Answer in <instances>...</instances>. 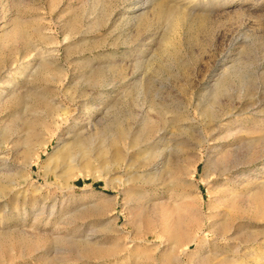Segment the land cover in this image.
<instances>
[{
  "label": "rangeland",
  "instance_id": "1",
  "mask_svg": "<svg viewBox=\"0 0 264 264\" xmlns=\"http://www.w3.org/2000/svg\"><path fill=\"white\" fill-rule=\"evenodd\" d=\"M0 264H264V0H0Z\"/></svg>",
  "mask_w": 264,
  "mask_h": 264
},
{
  "label": "bare ground",
  "instance_id": "2",
  "mask_svg": "<svg viewBox=\"0 0 264 264\" xmlns=\"http://www.w3.org/2000/svg\"><path fill=\"white\" fill-rule=\"evenodd\" d=\"M225 83V82H224ZM222 88L221 86H219V88L216 91L215 96H218L220 94V92H222ZM225 91V90H224ZM223 93V92H222ZM231 102H229L230 104ZM161 112V111H160ZM229 114V113H228ZM226 114V115H228ZM224 116V114H218L216 112V110H212L210 112V118L212 122H216V121H221L222 117ZM230 117V116H229ZM142 124V123H141ZM159 125V124H158ZM117 127V126H116ZM110 128V127H109ZM160 128V127H159ZM223 129V128H222ZM119 130V129H118ZM139 131V130H138ZM142 131L144 132L145 136L147 137L146 140H148L147 144H154V143H160L161 140H163L164 134L162 132H157L156 131V123L155 122H151L149 124H144ZM160 131V130H159ZM200 136H201V142L200 143H205L208 140V133H206L204 130L200 131ZM70 136V135H68ZM77 136V135H76ZM74 138L73 141L70 142H64L60 141L59 144H63L62 148H60L59 150L53 153V155L51 157L54 156H58V163L56 165V167L51 170L52 174L57 178H66L70 175H75L77 173L78 170L81 171H92L94 168V163L93 161H99V163H109L111 162V160L113 158H117L122 154V149H121V144L122 143H126L129 139V132H127L125 129H123L121 132H116V131H109V129H106L105 131H101L99 132V139L98 141L91 143L90 140H83L82 137L80 139L79 136H77ZM179 139V138H177ZM183 139V138H182ZM52 139H50L51 141ZM36 141V140H34ZM49 141V140H48ZM46 141V142H48ZM45 142V143H46ZM163 142V141H162ZM161 142V143H162ZM165 142V141H164ZM44 143V142H43ZM129 143V142H128ZM173 143V142H172ZM178 143V142H177ZM164 144V143H162ZM42 145V144H40ZM47 145V144H46ZM177 145V144H175ZM153 146V145H152ZM151 146V147H152ZM163 146V145H162ZM210 147V146H209ZM173 148V147H172ZM193 148V146H192ZM201 148V147H200ZM33 142L31 140H29L27 142V147H26V153H25V158L27 160H29L31 158V153L33 152ZM152 149V148H151ZM159 149V148H158ZM171 149V148H170ZM130 147L126 146V151L127 154L129 153ZM153 150V149H152ZM131 151V150H130ZM133 151V150H132ZM160 151V150H159ZM143 152V151H142ZM147 152V151H146ZM176 152V151H175ZM236 151H231L230 154L232 156V161H233V165L231 167H236L238 165V153ZM137 153V152H136ZM141 153V150H140ZM174 153V152H173ZM134 154V153H133ZM140 155V154H139ZM174 155V154H173ZM130 156V155H129ZM225 156V155H224ZM223 156V157H224ZM229 156V155H228ZM131 157V156H130ZM175 157V156H173ZM177 157V156H176ZM195 157V156H194ZM50 158V157H49ZM122 158V157H120ZM226 158V157H225ZM235 158V159H234ZM240 158V157H239ZM57 159V157H56ZM125 159V158H124ZM121 160V159H120ZM119 160V161H120ZM181 160V159H180ZM195 160V159H194ZM193 160V161H194ZM40 161V158H36L35 160L32 161H28L27 166H24V170H27L29 167H33L35 165V163H38ZM219 161V160H218ZM145 164H152L153 166H159L165 162H167L166 158L164 157V155L160 152V153H156L154 155H149L146 159H145ZM175 163V162H174ZM198 163V162H197ZM225 160L224 162L222 161L221 164L224 166L223 168V172L225 171H230V166L227 167L225 166ZM115 164V163H114ZM167 164V163H166ZM124 165V164H123ZM117 166V165H116ZM120 166V165H119ZM167 166V165H166ZM196 166V165H195ZM101 167V166H100ZM126 167L128 169L133 168V166L131 164H129L128 162H126ZM22 168V167H21ZM96 168V167H95ZM98 168V167H97ZM147 168V167H146ZM113 169V168H112ZM158 169V168H157ZM161 169V168H160ZM177 169V168H176ZM23 171V170H22ZM95 171V170H94ZM99 172L100 175H102V171L101 170H97ZM165 171V170H164ZM108 172V171H107ZM150 173V172H149ZM171 173V172H170ZM109 174V173H108ZM147 175V174H146ZM27 176V175H26ZM164 176V175H163ZM130 181V180H129ZM14 182V181H13ZM128 182V181H127ZM143 183V182H142ZM11 184V183H10ZM13 185V184H12ZM16 187V186H14ZM13 187V188H14ZM10 188V187H9ZM3 190V189H2ZM11 190H13L11 188ZM3 192V191H2ZM12 192V191H11ZM189 206V205H188ZM191 207V206H190ZM185 216V215H184ZM190 225V224H189ZM178 226V225H177ZM180 226V225H179ZM192 227V226H191ZM180 228V227H179ZM182 229V228H181ZM176 231V230H175ZM178 231V230H177ZM184 231V229H183ZM180 232V230H179ZM184 234V233H183ZM178 235V234H177ZM182 236V234H181ZM186 237V236H185ZM194 238V237H193ZM184 239V238H183ZM187 239V237H186ZM185 240V239H184ZM193 240V239H192ZM188 241V239H187ZM191 243V242H190ZM175 256V255H174ZM171 258V257H170Z\"/></svg>",
  "mask_w": 264,
  "mask_h": 264
}]
</instances>
